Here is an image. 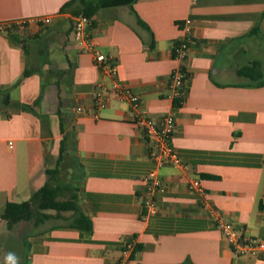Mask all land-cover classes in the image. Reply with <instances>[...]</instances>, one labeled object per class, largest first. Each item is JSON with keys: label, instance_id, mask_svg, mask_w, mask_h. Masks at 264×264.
Masks as SVG:
<instances>
[{"label": "crops", "instance_id": "obj_1", "mask_svg": "<svg viewBox=\"0 0 264 264\" xmlns=\"http://www.w3.org/2000/svg\"><path fill=\"white\" fill-rule=\"evenodd\" d=\"M67 1L0 0V21L51 18L0 31V90L11 99L3 105L0 96V264L14 243L9 261L23 258L25 239L28 264H264V252L236 254L211 211L224 213L244 239H264V0H136L93 16V43L117 62L118 80L140 95L142 109L158 122L175 115L172 143L185 166L159 168L163 189L150 215L153 140L135 125L128 101L113 96L96 116L94 91L112 78L75 39L72 15L61 11ZM186 18L188 80L177 106L173 42L185 35ZM64 136L62 159L76 167L87 219L77 227L52 218L9 226L1 217L7 202L45 184ZM193 178L203 180L204 201L189 190ZM131 239L138 250L126 252Z\"/></svg>", "mask_w": 264, "mask_h": 264}, {"label": "built area", "instance_id": "obj_2", "mask_svg": "<svg viewBox=\"0 0 264 264\" xmlns=\"http://www.w3.org/2000/svg\"><path fill=\"white\" fill-rule=\"evenodd\" d=\"M74 20V36L78 44L85 50L90 51L94 56L96 65L103 73L112 78L111 84L99 83L94 91L93 103L96 116L101 109L106 108L113 96L119 100L128 101L132 107V117L135 125L153 140L151 157L155 166L150 170L147 181L151 192L145 200L147 215L156 212V201L154 192L163 189V180L159 174V168L165 164H175L185 166L177 149L172 143V136L176 130V119L174 113L166 114L160 122L149 116L141 107V97L130 86L118 80V64L110 56L101 52L93 43L91 28L93 18L85 15L72 17ZM49 16H37L30 18H19L14 20L0 21L1 32H14L26 29L30 24L44 25L50 23ZM185 31V35L175 39L173 42V57L177 61L170 77V97L176 102L177 106L183 103L184 91L188 80V72L184 61L188 55L190 47L191 19L186 18L179 23ZM13 142H10V146ZM189 190L199 195L205 200L206 190L201 178H193L188 184ZM215 214V221L218 228L222 231L232 250L239 255H260L264 252V239H244L236 225L227 216L216 208H211ZM136 247L134 239L127 241L126 252H133Z\"/></svg>", "mask_w": 264, "mask_h": 264}, {"label": "trees", "instance_id": "obj_3", "mask_svg": "<svg viewBox=\"0 0 264 264\" xmlns=\"http://www.w3.org/2000/svg\"><path fill=\"white\" fill-rule=\"evenodd\" d=\"M136 0H69L62 7L61 11H69L72 16L85 15L92 17L102 8H110L120 5H132ZM94 23V20H93ZM30 72L26 69L23 76L29 75ZM3 95V105L11 104V99L8 93L0 90V96ZM24 109L37 113L35 107L31 104H24L22 106ZM59 115L60 109H59ZM60 131L64 133V126L62 117L60 116ZM65 136L60 140V153L59 162L63 158V153L65 151ZM58 164V162H57ZM49 175L47 181L43 186L37 189L33 195L24 201H8L5 209L1 215L5 219L9 226L21 220H31L33 219L35 225H38L50 218L64 219L67 221L68 226H78L81 225V220L87 219L83 211L79 206V190L80 187L76 183L65 184L66 188H69L72 192L70 197L67 199H59L60 191L62 190V185H57L52 183V179L58 177L59 166L46 169ZM76 178V175L73 176ZM53 209L56 211L55 214L47 213L45 210ZM71 211L72 215L70 217H64L62 212ZM24 255L23 258L16 263H4V264H28L29 262V249L30 245L25 239L24 241ZM135 250H138L136 245ZM133 251V252H134ZM134 253L131 254L133 256Z\"/></svg>", "mask_w": 264, "mask_h": 264}, {"label": "rangeland", "instance_id": "obj_4", "mask_svg": "<svg viewBox=\"0 0 264 264\" xmlns=\"http://www.w3.org/2000/svg\"><path fill=\"white\" fill-rule=\"evenodd\" d=\"M73 17V16H72ZM73 23H74V20H73ZM53 145L55 146H58V140L54 141L53 142ZM59 166V173H58V177L55 178V179H52V183L53 184H59V185H62V190L60 191V195H59V199H67L68 197H70V194H71V190L69 188H66L65 184H70V183H75L76 179L73 178V176H71L72 172L75 171V165H73V162L71 160V158L68 156H66V158L63 160L61 159L60 162L57 164L56 161H54L51 166ZM45 212H48V213H56L55 210L53 209H48V210H45ZM62 215L64 217H70V215H72V212L71 211H65V212H62ZM51 222L53 223H64L66 222L64 219L60 218V219H57V218H52L50 220ZM25 226H22L21 229H24L26 227H29L30 225L33 224V219L25 222ZM21 231V230H20ZM18 242H19V239H18ZM16 243H14L13 246H7L5 248V253H4V260H6L7 262H10V263H16V262H13V261H9L10 259L13 258V256L16 255V252H17V247H16ZM18 246L20 247V250H21V243L20 245L18 244ZM25 249V248H24ZM10 255V258L8 259V256ZM6 262V263H7Z\"/></svg>", "mask_w": 264, "mask_h": 264}]
</instances>
